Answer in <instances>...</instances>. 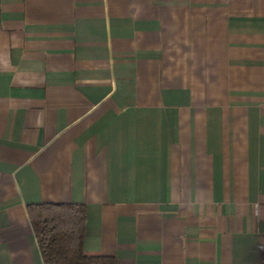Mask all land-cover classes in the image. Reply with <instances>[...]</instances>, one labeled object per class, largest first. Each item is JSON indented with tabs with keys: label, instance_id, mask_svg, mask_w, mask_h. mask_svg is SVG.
<instances>
[{
	"label": "crops",
	"instance_id": "0c3cea01",
	"mask_svg": "<svg viewBox=\"0 0 264 264\" xmlns=\"http://www.w3.org/2000/svg\"><path fill=\"white\" fill-rule=\"evenodd\" d=\"M40 203L116 264H264V0H0V264Z\"/></svg>",
	"mask_w": 264,
	"mask_h": 264
},
{
	"label": "trees",
	"instance_id": "16d2710c",
	"mask_svg": "<svg viewBox=\"0 0 264 264\" xmlns=\"http://www.w3.org/2000/svg\"><path fill=\"white\" fill-rule=\"evenodd\" d=\"M26 210L43 264H116L113 257L84 251V204L40 203Z\"/></svg>",
	"mask_w": 264,
	"mask_h": 264
}]
</instances>
